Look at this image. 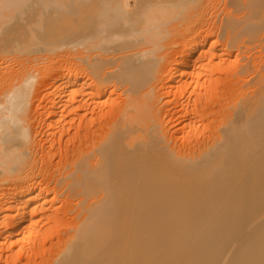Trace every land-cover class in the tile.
Instances as JSON below:
<instances>
[{
    "label": "bare ground",
    "instance_id": "1",
    "mask_svg": "<svg viewBox=\"0 0 264 264\" xmlns=\"http://www.w3.org/2000/svg\"><path fill=\"white\" fill-rule=\"evenodd\" d=\"M0 264H264V0H0Z\"/></svg>",
    "mask_w": 264,
    "mask_h": 264
}]
</instances>
